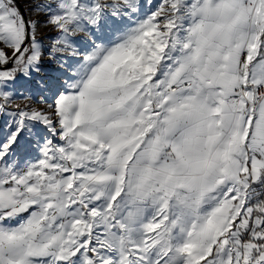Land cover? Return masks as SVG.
<instances>
[{"label": "snow or ice", "instance_id": "6c2138e0", "mask_svg": "<svg viewBox=\"0 0 264 264\" xmlns=\"http://www.w3.org/2000/svg\"><path fill=\"white\" fill-rule=\"evenodd\" d=\"M0 264H264V0H0Z\"/></svg>", "mask_w": 264, "mask_h": 264}, {"label": "rangeland", "instance_id": "374dc122", "mask_svg": "<svg viewBox=\"0 0 264 264\" xmlns=\"http://www.w3.org/2000/svg\"><path fill=\"white\" fill-rule=\"evenodd\" d=\"M21 8H23V0H20Z\"/></svg>", "mask_w": 264, "mask_h": 264}]
</instances>
